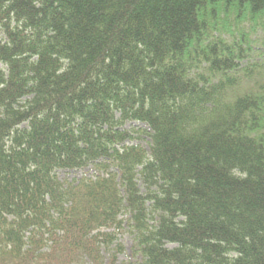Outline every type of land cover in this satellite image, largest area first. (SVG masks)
Returning a JSON list of instances; mask_svg holds the SVG:
<instances>
[{"label": "trees", "instance_id": "16d2710c", "mask_svg": "<svg viewBox=\"0 0 264 264\" xmlns=\"http://www.w3.org/2000/svg\"><path fill=\"white\" fill-rule=\"evenodd\" d=\"M259 20L264 0H0V264H264Z\"/></svg>", "mask_w": 264, "mask_h": 264}, {"label": "rangeland", "instance_id": "374dc122", "mask_svg": "<svg viewBox=\"0 0 264 264\" xmlns=\"http://www.w3.org/2000/svg\"><path fill=\"white\" fill-rule=\"evenodd\" d=\"M234 21V20H232ZM245 26L247 28H249V22L247 21V23H245ZM236 27V26H235ZM252 31V36L254 39L258 40V43H255L252 47V51L251 56H249L250 58H252L254 61H260L263 59L262 57V49H261V37L264 35V24L262 23L261 20H259L251 29H249ZM135 124V123H134ZM133 124H128L127 127H130ZM133 143L135 144L136 141H133ZM145 144V143H144ZM80 174V173H79ZM140 185L142 187V189H145L146 185L143 182H140ZM111 230V229H110ZM118 237L119 239L115 242H121L123 244V246L125 247V251L119 253L118 255V262L120 263L121 261L127 260L130 257L131 254V244H132V236L129 235V233L127 231H122L119 230L118 231ZM115 244H113L112 246H114Z\"/></svg>", "mask_w": 264, "mask_h": 264}]
</instances>
